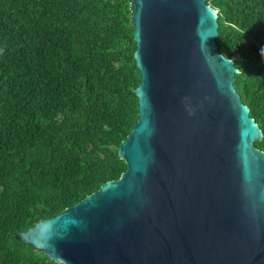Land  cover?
Masks as SVG:
<instances>
[{"label": "water", "instance_id": "water-1", "mask_svg": "<svg viewBox=\"0 0 264 264\" xmlns=\"http://www.w3.org/2000/svg\"><path fill=\"white\" fill-rule=\"evenodd\" d=\"M139 119L127 169L15 236L64 264H264V132L209 0H133Z\"/></svg>", "mask_w": 264, "mask_h": 264}, {"label": "trees", "instance_id": "trees-1", "mask_svg": "<svg viewBox=\"0 0 264 264\" xmlns=\"http://www.w3.org/2000/svg\"><path fill=\"white\" fill-rule=\"evenodd\" d=\"M218 50L264 132V0H209ZM130 0H0V264H64L21 241L127 163L139 119ZM255 145L264 150V137Z\"/></svg>", "mask_w": 264, "mask_h": 264}, {"label": "built area", "instance_id": "built-area-1", "mask_svg": "<svg viewBox=\"0 0 264 264\" xmlns=\"http://www.w3.org/2000/svg\"><path fill=\"white\" fill-rule=\"evenodd\" d=\"M130 7L133 8V1L130 0Z\"/></svg>", "mask_w": 264, "mask_h": 264}, {"label": "clouds", "instance_id": "clouds-1", "mask_svg": "<svg viewBox=\"0 0 264 264\" xmlns=\"http://www.w3.org/2000/svg\"><path fill=\"white\" fill-rule=\"evenodd\" d=\"M133 1V0H132ZM217 11H219L218 9H217ZM133 13H134V2H133ZM262 51H264V50H262Z\"/></svg>", "mask_w": 264, "mask_h": 264}]
</instances>
